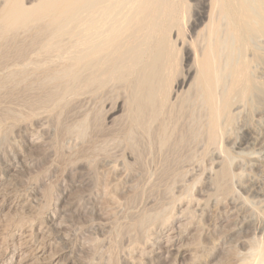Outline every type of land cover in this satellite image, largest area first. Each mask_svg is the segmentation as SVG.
<instances>
[{
	"label": "bare ground",
	"instance_id": "6f19581e",
	"mask_svg": "<svg viewBox=\"0 0 264 264\" xmlns=\"http://www.w3.org/2000/svg\"><path fill=\"white\" fill-rule=\"evenodd\" d=\"M181 1L182 0H0V70L2 71L0 72V99H2L1 97L3 98L8 97L10 98V100H7V98L5 99L10 102L15 97L14 99L15 104L17 106L18 104L19 106L21 105V107L19 108L16 105L15 106L12 105L11 103H10L11 105L6 104V103L5 104L0 103V141H2V139L4 140L5 138L3 137H5V135H8L7 132L11 130L12 128H14L17 124L24 122V124L23 123L22 124L25 125V122L29 123L32 120L39 118V115L43 113V111H45L46 109L50 107H55L54 110H56L57 108L60 110L61 106L64 105V102H66L68 98L74 97L72 101L76 100L77 98H80L79 100L75 101L81 104L80 107L83 106L81 107L82 109L80 110L78 109V111L80 112L81 110H83L84 105H85V104L82 105V103H80L82 102L80 101L81 97L89 98L91 99V101L92 99H94L93 101L95 102L96 101L102 102V100L104 99L100 101V97L107 98L110 95L108 99L112 100L113 96H116V95H118L117 97L121 96V94H119L121 92L119 93L117 92H118V89H120L119 91H121V89L123 88L122 91L124 92V95L121 96L122 98L119 97V99H116L117 97L116 98L114 97L113 99L114 100L116 99V100L112 101L113 102V103L111 102L112 104L108 103V108L106 110H107V117L110 118L109 121L114 120L113 122L119 125L122 124L123 122V121L121 122L120 120L121 118L120 113L121 112L123 113L124 109L127 110L128 112L124 111L125 113L123 114L121 113L122 115L125 114L124 117L122 116L123 117L122 119L125 120L124 121L125 124L127 123L126 125L124 124L126 128H123L125 129L123 131L120 130L123 135L122 138H120V140H117L119 139L118 137L121 135V133L119 132V129H117L118 127L114 128L115 130H118V133H120L119 135L117 134L118 135L117 137L116 131H115L114 134L116 136V140H114L115 136H113L114 138H109L108 133H110V131L114 132L112 128L116 126V124L112 123L111 121L112 123L111 125L113 126L114 124V126L110 128L108 125V128H110L109 129L110 131L109 132L107 131V134H108L110 143H112V141H115V142L119 141L121 143L122 148H123V145L125 144L126 147H128L127 148L129 150L128 152L132 153V155L130 153V155L133 156L132 158L137 159L136 161L140 160V157H142L143 155L144 156L146 155V157L148 155V154H144L145 152H142L141 150L142 145L144 146L146 145V147L148 146L150 150L153 149V151L155 150L158 152L157 154L161 155L160 156L161 162H159L160 164L158 167V172H156V174H158L159 177L156 176L158 178L156 179L159 180L160 178L161 181L164 182V184L163 183L162 184L165 187L162 188L163 185L162 186L158 185V183H161V181L158 183H155L156 181L155 176H154L155 174L152 176L154 177L153 185L151 182V184H146L147 187H151V186L153 187L156 184L159 187L158 189L160 191L159 194L162 195L163 193V192L161 193L162 189L167 195H169L170 192L173 193L172 191L175 190V188L173 187L176 186V185L174 186V184H176V182L179 183L180 180L186 179V177L184 178L183 176H187L188 174H190L188 173L189 171H186L182 167L189 166L190 164L192 165L194 163V159L196 161V158L198 157L197 155H200L202 153L203 154L206 153L208 155L212 153L213 150H215L221 153L223 156H225V158L228 161L226 162V159H224L226 163L222 162L219 164L218 162L219 168H217V170L214 169L215 172H214V175H212L213 177L210 176L211 179L209 177V180L207 181L208 189L206 190L208 191L213 190L210 192L216 195V198L214 199L216 200L215 202H217L218 197L219 199L225 198V200H227L228 198L226 197L228 196L233 197V195L235 196L236 190H233L232 180L236 176L237 172L234 174L232 170H230L229 161L231 159L229 157L230 155L229 151H227V148H225L226 150L222 149L223 147H221L219 143L221 142L222 137L225 136L227 132H229V129L232 128V126H234L235 119L238 120L239 118L235 116L236 113L233 110L234 107L237 108L238 106L243 105L244 103H247L248 100L252 101V99L254 101L253 106L256 103L259 104L261 100H262L261 103L264 102L263 100L264 98V78L259 75H256L255 73V66L258 63L264 65V51L263 49L262 51L256 50L250 44L251 38L256 35L262 36L264 38V10L262 8V3L264 2V0H200L199 2L200 10H196L194 12V15H195L194 19L190 20L189 18L191 16L189 15V18H187L189 19V23L187 27H185L186 30L182 29L184 28L183 27L184 22L182 20L183 19L182 15L184 14L183 12H187L189 9L191 10V7H189L191 3L187 4L188 2L186 1L187 3L185 4V2H181ZM252 5L254 7L256 6L254 8L256 10H253L250 8ZM190 10L188 11L187 14H189ZM187 19L185 18V20L188 22ZM199 24H202L200 28L198 27ZM196 28L197 29L199 28V29L197 30ZM173 29H177V33H179L180 31L182 32L184 31L185 34L189 36L196 33L194 34L195 35L194 41H189V40L187 41V39L186 40L181 39L180 47L181 49L185 51L184 60L188 64V67L186 68L185 72L183 71L184 72L183 74L178 71L179 69H177L176 59L174 58V55H175L174 53L176 52L175 47L179 45H176L174 47V44L169 37V33ZM193 36L191 37L193 38ZM191 37H189L190 40L192 39ZM191 55H192V60H190ZM178 61H179L178 63L180 64L182 63L181 60H178ZM180 67L181 66H179V68ZM115 92L117 93L116 95L113 94ZM12 97L13 99L11 100ZM97 98H99V101L96 100ZM5 99H2V100L4 101ZM16 99H19L18 100L19 102H17ZM86 100L87 99H85L84 101ZM251 101L249 102L252 103ZM75 102H74V105H72V107H75L76 105ZM79 104L77 103V105ZM100 104L102 105L103 103H100ZM258 104H256V106ZM93 105H96V103ZM98 105L99 104L97 103V106ZM97 106H96V109H97ZM22 107H26L28 108V110H24L26 108H22ZM88 107H86L85 105L86 109L85 108L84 109L88 112L89 110L93 111V108L91 107H90L91 109L87 110ZM101 107H103V105ZM65 109L66 107L63 110L65 111ZM74 109H69L68 111L70 110L72 111ZM59 110H56L55 113H58L57 111ZM99 110L100 108H98L97 110L99 113L98 115L100 116V114H103V113L102 112L100 113ZM101 110H103L104 112V108H102ZM119 110H121V112L120 113L118 112L119 114L118 115L116 112ZM51 111L52 110H50V112ZM77 113L76 115H78ZM95 113H96V110H95ZM95 113L93 114L95 115ZM115 113L120 117L119 122L121 123L116 122L117 120H115V118L117 115L115 116ZM59 114L61 115V112H59ZM66 114H68V112ZM69 114L72 115V113H69ZM86 114L90 116L89 113H86ZM86 114L84 113V115ZM104 114H103V117H104ZM52 115H54V113ZM52 115L50 119L52 118ZM73 115H75V113H73ZM98 115L97 116L95 115L97 117L96 121L99 120V121L104 122L103 119L105 118H102V120H100ZM61 116L64 117L63 115ZM81 116L77 118L79 119L81 118ZM88 116L86 115L79 120L77 118L70 119L67 117L68 119H70V121L73 119L74 120L73 122H70L68 120V122L72 124L69 123L70 125L69 124L67 126L65 125V128H63V130L65 129V132H66L64 136L67 138L65 137L64 139H62L61 137L60 138L62 140H66L68 139V137H70L73 134L75 135V137L79 138L78 143H80L79 142L80 140L89 139V138H86L89 132H91V131L87 132L89 121H90V118H88ZM91 116H92L91 120L94 121L92 123H95V124L97 123L98 125L99 121L95 122V119H93L94 116L93 115ZM25 117L26 118L29 117V118L25 119ZM41 118L42 117H40L39 119L43 121ZM53 118H56V116L55 117L53 116ZM45 120L46 119H44V121ZM50 121L51 120H49V122ZM63 121H66V119ZM63 121H61V123L57 122V124L59 123L58 125H62L63 123L65 124L67 122V121L66 122H63ZM105 121H107V119H105ZM47 123L48 122H46L45 124ZM30 124H33V123H30ZM104 124L102 123L103 126ZM51 125L53 126V124H50V126ZM30 126L31 125H29V127ZM41 126H45V125L43 124ZM41 126L39 125L37 127L38 128L40 127L41 129ZM63 126L64 125H62V127ZM120 126L122 127V125ZM31 127L32 129L34 128L33 126ZM53 128H55V126ZM55 129H56L55 131H58L57 128ZM89 129L91 130L92 126L89 127ZM93 129H92L93 133L92 132L91 133L97 134L96 131L94 133ZM102 130H101L102 132L106 133L103 127H102ZM106 130H107V127H106ZM13 131H11V133ZM59 132L62 134L63 131H60L59 129ZM37 133L31 132L30 136L26 137V140H25L26 145L30 147L38 146L40 148L46 145L45 144L44 146H41V145L39 146L40 141L43 139H39L38 137L43 138V136H37ZM67 134H69V136ZM51 135L52 134H50V136ZM243 135H246V133ZM58 136H56V138ZM90 137L91 139H89V142L93 140L94 136L92 135ZM101 137L99 138L100 141H101ZM53 139L55 140V138ZM53 139H51V142L53 141ZM102 139L104 140L103 137ZM109 141L107 142V139H106V143H109ZM89 142L87 145L90 146L92 142L90 144ZM101 143L99 142L97 144L99 147V153L102 156L105 153V150L107 148L109 150L111 146L113 148L119 145V144L118 145L110 144L111 146L109 147V144H107L108 146L107 147L104 143H102L105 145V147L103 146L102 148L105 149L107 147L105 150L104 149L102 150L104 151L103 153L101 152V147L99 146V144L101 145ZM92 146H90L91 151H92ZM93 147L95 149L96 146H93ZM75 148H77V146ZM119 148L120 147H117L116 150H118ZM144 148L143 150H146ZM60 149H62V147H60ZM72 149L71 151H77L76 153H79L78 150H72ZM80 149L81 148H79V150ZM83 149L85 150L86 148H83ZM56 150L55 152H58ZM86 150L88 151V149ZM124 150H126V148ZM210 150L211 152H209ZM60 151L59 153L61 154ZM200 151L202 152L199 153ZM97 152H98V149H97ZM97 152L95 154L94 151H92L94 155H98L99 153L97 154ZM141 152L143 153V155ZM89 153L91 154V152ZM140 153H141V156H140ZM148 153L150 157V159L148 160L150 161L151 160L150 152ZM153 153L155 155V152ZM43 154H44V151H43ZM105 154H112V153L107 152ZM118 154H121V153H118ZM221 154L219 155L221 156ZM88 155L86 156L88 157ZM64 156H67V155H64ZM69 157H70V154H69ZM97 157L98 156H96V158ZM118 157H120V155ZM158 157L159 156H157V158ZM124 158L125 157H123L122 159L124 160ZM89 159H90V155H89ZM115 160L117 159L115 158ZM154 160L156 161L157 159L155 158ZM198 160H200V157L199 159H197V162ZM78 161L77 163L76 162L74 163L76 164L81 163ZM149 161L146 160V165L149 163ZM83 162L84 161H82L80 165H82ZM86 162H88V163H84V165L86 166L84 165L82 166L83 168L86 167L87 170H90L92 166H90L91 164L89 163V161H86ZM150 162L152 163V161ZM156 162L152 164L154 168L156 167L154 166ZM138 163H135V164L139 165ZM142 163L143 161L140 162V165H143L142 168L145 170L147 167H145L146 165L144 166L145 163L144 164ZM82 166H79V168H82ZM126 166L128 167L130 165H126ZM150 166H148L149 169H152V167L150 168ZM133 167H135V165ZM196 167L197 166H195V168ZM155 169H157V167ZM182 169L184 170V172H182L183 171ZM186 169L188 168L186 167ZM91 170L89 171L90 173H91ZM144 170H142L141 172H143L142 174L145 175L144 172H147V171H144ZM93 171L94 170H92V172ZM151 172H149L148 170V175L151 174ZM153 172H155V170ZM211 172H208V173H211ZM144 175L143 177H145ZM124 177L126 178V176ZM189 178L190 177H188V179ZM136 179L142 180L140 176L139 178H136ZM85 180H86V185H87L89 183L88 182L89 180L87 178ZM112 181L113 180H111V182ZM133 181H135L134 178H133ZM187 181L186 180L183 181L182 184L185 185L184 182H187ZM16 182H17L16 179L12 178L10 181H7V183H4V184L0 183V188L2 187L0 189V194L2 195L1 198L4 200H8L10 204L8 208L5 206L0 208L1 214L2 212H8L10 214L9 220H7L8 218L7 216H6L7 218L4 217L6 218L5 221L3 219L4 222L2 225H4V228L0 224L1 225L0 230L2 231L6 230V232L3 234L4 236L7 234H13V235L18 234L16 233L17 231L15 229H20L22 233V237L20 236L18 237V239L20 240L22 239L24 244H27L29 242L30 240L29 237L32 236L30 235L31 233L32 234L34 233V235L38 239L40 238L41 240H43L44 239L43 236L45 235V230L43 229L44 227L42 228L43 225L41 221H39L40 220L39 215L41 213L42 207L40 206L41 207L40 210L30 208V206H28L27 201L23 200L22 198H18V200L14 201L15 200L14 198L15 190L17 189ZM111 182H108L110 184H107V188L110 190L109 193H110V199L112 202L114 199H117V198H114L113 193L111 192L117 191V188L120 185H117L114 183L112 184ZM130 183H129V186H130ZM133 183L135 182H132L131 184ZM148 183H150V181H148ZM137 185H138V182H137ZM137 185L134 184L132 185L133 187L131 186L130 187L132 188L133 192L135 193L137 192L136 196L134 197L135 198L134 201L136 202V204H139L141 201L140 197H143V196H141L142 194L138 195L139 196L138 198L137 194H138V191L144 188L143 186L145 184L142 186V188L138 187ZM123 186L124 185H122L121 187ZM187 186H188V183H187ZM152 187L149 189L152 190ZM156 187L154 188L155 193L156 191H158V190H155L157 189ZM248 187L249 188L252 187L253 189L252 185L251 186L248 185ZM180 188H178V191L180 190ZM241 188L243 187L241 186ZM186 189L187 188H185V190ZM252 189L250 188L251 191ZM122 190L120 189L119 191L122 192ZM132 190H130L129 192H131ZM185 190L183 193H187L188 195H190L188 190L187 192ZM148 191H146L148 194L145 192L147 196L152 193L151 191H149L151 193H149ZM46 192L48 193V191ZM121 192L120 194L123 195L124 192L122 193ZM143 192L141 191L140 193H143ZM165 193H163V195H165ZM171 193L170 195L173 197L175 193L173 194ZM152 194L154 195V193ZM159 194L157 196L160 199L156 197L158 198L157 201L155 202L152 201L151 206L149 204L150 201L148 199L149 197L151 198V196L147 197L145 195L144 198L147 197L146 199L148 200V204L150 207L148 209H146L147 207L145 209L142 208V207H145L144 205L145 201L143 202L144 199H142V202L144 203L141 205L142 209L138 208L139 209L138 211L135 210L136 212L134 211L130 212L131 216L127 214L128 220H126L125 222L118 221V219L120 218L119 216L121 215L122 217V214L125 211L124 210L122 214L120 212L122 211V208H123L121 205L124 206V202H125V200L123 202V199H124L123 196H122L123 203L121 201L120 202L122 204L119 202L120 203L119 207L121 208L119 207L118 208L120 210L117 209V207L116 209L113 208L119 205V203H117L120 200L119 198H118L119 200H115L116 202L114 201V203L115 204L117 203L118 205L116 204L114 206L112 202L113 207L111 208L114 209V212L112 211L113 209H111L110 211H107L109 213L112 211L111 212L112 214L104 213L105 210H103V207H101V209L98 210L99 214L105 215L104 216L105 221L108 218L111 219V220L108 219V221L110 220L109 225L110 226L111 224L115 225V229H116L115 231H117L118 229V233L121 232L122 234L121 239L123 237L128 239V243L127 241L125 242V240L122 239L123 242L128 244V245L126 244L127 248L124 246L125 243L123 245V247H125L127 250L126 256L123 257V255H121L123 258H125L126 264H141L142 261L139 258V257H142L141 255H146L145 256L146 261L144 264H154L155 262H158V261H162V260L165 261L167 260L168 257L172 255L174 256L175 254H181L185 251L182 245L179 243V240H180L179 238L182 237L184 234H186V231L188 229H186L185 231H179V229H176L179 227H174V225H169L170 223L169 219H171L174 216V214L173 215L170 214V212H173L170 210L172 201L168 202L167 200H164L166 201L165 203L162 200L166 198L169 200L172 197L169 198L167 195H165L166 197L163 196V199H161L162 197H160L161 195L159 196ZM126 195L124 197H127ZM188 195L181 194V193H180V197L179 195H177L178 198L176 199L178 200V203H182V204H184L183 203L184 197L185 196L189 197L188 198L189 201L185 197L188 202L185 201L186 207L183 209V211L179 209L180 213L184 211H189L193 207L195 208L198 207L201 204V202L207 199L205 198L203 199V201H201L202 199L196 200L194 197H191ZM136 197L139 199L138 201L139 203L136 201L138 200ZM174 197H176V195ZM261 197H263V195ZM132 198L130 200L133 201L134 198L133 199ZM153 198L152 200H154ZM125 199L127 200L128 197ZM176 199L175 198L173 199L174 202ZM134 201L132 203L128 202L130 207L133 205ZM234 202H236V199L235 201L233 200V204L232 203L231 204L234 205L235 204ZM13 203L15 204L13 205ZM172 206H175V204H173ZM201 207H198V209L203 208ZM63 208H65V206ZM135 208L136 206L134 207V209ZM231 208L228 210H232ZM25 210L26 212L27 210L29 212V213L25 212L26 217L22 215ZM234 211L235 210L233 208V212ZM11 212H13V214ZM180 213H177V214H180ZM189 213L191 212L189 211ZM28 214H30V216ZM245 214H247L246 211H245ZM5 215L6 214L4 213L3 216ZM106 215L108 217L107 219H106ZM11 216L13 220L15 219V222L13 220L10 221V219H12ZM231 216L232 215H230V217ZM245 219L243 220L242 218L239 219L240 220L239 223L240 224L242 223L241 226H245L248 224V227H249L250 222L246 223L248 221H246ZM237 220L235 221L233 218L234 223L237 222ZM8 221L13 223V226L15 228H10L9 227L10 223ZM230 222H227V224H230ZM234 223H233V227L231 226L232 228L230 227V230L228 229L229 231L236 232L238 225L234 226ZM225 224L226 223L223 224V227H226ZM105 225L103 227H105ZM114 225H113V228H114ZM7 226L9 228H6ZM110 228L112 229V227ZM239 228L240 227H238V229ZM253 229L255 230V227ZM252 230H250V232ZM227 232L225 231L226 234ZM239 232L240 231H238V233ZM21 233H19L18 235H21ZM112 233L110 232V234ZM163 233L166 234V236ZM246 233L247 232H245V234ZM117 234H114V235H116L117 237ZM229 235H231V233ZM241 235L243 236V234ZM113 236L108 235L107 238L109 237V239H112ZM164 236L166 238L165 241H163ZM238 237L240 236H237V238ZM45 238H46V235H45ZM115 238L113 237L112 240H114ZM119 238H120V234H119ZM104 239L102 240L104 241ZM197 239L199 240V238ZM242 239H244V237H242ZM112 240H110V242ZM205 240L203 241L205 242ZM244 240L242 241L241 244L245 242ZM103 241L101 242L102 244L101 246H103L104 244ZM118 241L119 240H117V244H118ZM140 241L143 242V243L141 242L143 244V247L141 246L142 247L141 250H140L141 243L139 245ZM207 241L205 242L206 244H208ZM110 242L108 240V243ZM114 242L115 241H113V243ZM121 242L119 241V243ZM99 243L100 242H98V244ZM108 243H107L106 248L108 247V251L110 250L111 252V250H113V248L115 247V244L110 243L114 245V247L110 249L111 247L109 248L110 245ZM202 243L200 244L199 241L196 242V253L197 254L201 253L205 249V245ZM105 244H106V241H105ZM122 244L120 245L122 246ZM263 244L264 243L262 242V239L260 240V238H259V241L256 239V240L250 241V243L249 242H247L246 244L244 243L245 248L243 246L241 247L246 249L249 253L248 254L247 252L244 253L243 258L242 257L239 258L237 256L236 251L233 250L234 248L232 250L228 249L230 251H228L227 255L225 256L228 262H225V261L224 262L225 264H264V252H263L264 245ZM88 247H91V246H88ZM88 249H91V248H88ZM139 250L141 252L140 253L141 255L139 254V257H138L137 254H135V252ZM47 251H48L47 246L43 244V242H40V245L35 247L30 253L24 252L25 254L22 253V255H19V254L15 255L11 258L10 262L14 264H27L28 259L32 257L36 259L33 264H61L62 260L64 259L63 257H66L65 262H63L62 264H70L71 261L69 260V257L65 253H63L64 251L56 250L55 252L49 255H46ZM118 251L115 253H118ZM242 251H238V252H242ZM98 252L99 253L102 252L101 256L104 253L103 251H101V249ZM243 252L240 254L243 255ZM107 253L105 250L104 254H107ZM104 254H103L104 256L103 258L108 259L109 254L107 255H104ZM119 255H120V252H119ZM101 256H99V258ZM110 256H112L111 253H110ZM107 259L105 262H103V264L106 263L107 261L108 262L106 264H110V262H112L114 258L111 261ZM99 261L101 260L99 259ZM4 263L5 261L2 262V264Z\"/></svg>",
	"mask_w": 264,
	"mask_h": 264
},
{
	"label": "rangeland",
	"instance_id": "374dc122",
	"mask_svg": "<svg viewBox=\"0 0 264 264\" xmlns=\"http://www.w3.org/2000/svg\"><path fill=\"white\" fill-rule=\"evenodd\" d=\"M181 2H185V4L186 3L187 4H189V3L192 4V5L190 4V6H189V7H191V10L189 9L190 12L193 11V12H191L192 14L190 12H189V14H187L188 11H189L188 10L187 12H183L184 14L182 15V18H183L182 20L184 22V24L183 23L182 24L184 25L183 26L184 28H182V27L181 28L183 30H186L185 27H187V25L189 23V19L190 20L191 19H194L195 18L194 12L196 10H200L199 9V7H200V3H199L200 0L199 1L198 0H182ZM263 6H264V2L262 3V8L264 10V7ZM255 7L252 5L250 8L253 9V10H256V9H254ZM189 15L191 16L190 18H189ZM185 18L186 19L189 18V19H187L188 22L185 20ZM201 25L202 24H199L198 27L200 28ZM171 32L169 33V37H170L171 41L173 42L174 47L176 45H179V46H176L175 47L176 48V50H175L176 52L174 51L175 52L174 53L175 54L174 55V58L176 59L177 69H179L178 71L183 74L185 72L186 68L188 67V64L184 60V58H185L184 57L185 56L184 55L185 54V51L183 49H181V47H180L181 46V39H185V40L187 39V41L188 40L189 41H194V39H195V35L194 34H196V33H194V34L191 35V36L194 35L193 38H192L191 36L185 34L184 31H183L184 33L182 31H180L179 33H177V29H173ZM180 33H182V34H180ZM171 36H172L173 39L171 38ZM189 37H191L193 40L192 39L190 40ZM250 44H251V46L254 49L261 50V51L263 49V51H264V38L262 36L256 35V36L252 37L251 40H250ZM180 49H181V51H180ZM179 52H180V54H179ZM177 55L178 56L181 55L183 57L179 56V58H180L179 59ZM178 60H181L182 63L181 64L178 63L179 62ZM190 60H192V55H191ZM185 64H187V65H185ZM179 66H181L183 68H181V67L179 68ZM0 72H2V71L0 70ZM255 73H256V75H259V76H261V77L264 78V65L258 63L255 66ZM119 90L120 89H118V92L117 93L121 92L119 94H121V96H123L124 95V92L122 91L123 88L121 89V91H119ZM117 93L115 92L113 94L116 95ZM109 96L107 98H101L100 97V101L102 99H104V100H102V102H97V101L95 102V101H93L94 99H92V101H91V99L85 98V97H81V100H80V101H82V102H80V103H82V105L85 104L86 107L89 106L87 110L93 108V111L94 112L91 110L93 113H95V110H96V113H95L96 116L99 114L98 111H97L98 108H100V110H99L100 113L102 112L104 114V112H105L104 117H103V114H100L101 117L98 115V117L100 118V120H102V118L107 119V121H105V119H103V121L105 122V124L102 121H99V120L96 121L97 117L90 110H89V112L86 111L85 110L86 109L85 108V105H84V108L85 109L83 108V110L80 111L81 113L84 111L81 114L78 111V109L79 110L82 109L81 107H83V106L80 107L81 104H79V102H75L76 100H79L80 98H77V99L75 98L76 100L72 101V99H74V97H73V98H68L66 100V102H64V105L61 106L60 110L58 108L56 109V110H59V111H57L58 113H55L56 112V110H54L55 107H50V108H48V109L45 110L46 112L43 111V113H41L39 115V118L42 117L41 119L43 121H41L39 118H36V119H34L35 121L32 120L29 123H26L25 122V125L26 126L23 125L24 122H21V123H19V124H17L15 126L16 129L14 127V128H12L11 130H9L7 132L8 135H5V137H3V138H5L4 140L1 138L2 141H0V183L1 184H4V183H7V181H10L12 178H15L16 181H17L16 182V188L17 189L15 190V195H14L15 200L14 201L18 200V198H22L23 200L27 201L28 206H30V208L39 209V210H40L41 207L43 208V209L41 208V213L39 215V217H40V220L39 221H41V223L43 225L42 228L44 227L43 229L45 230L46 238H45V235H44L43 236L44 237L43 240H41L39 238L41 240L40 241L34 235V233L33 234L31 233L32 232L31 231L30 232L31 233L30 235H32V236L29 237V239H30L29 242L27 244H24L23 241H22V239L21 240L18 239V237H20V236L22 237V233H21L20 229H15V230L17 231L16 233H18V234L21 233V235H18V234H14V235L13 234H7V235H4V236H3V234L6 232V230H4V231L0 230V264H2L3 261H5L4 264H10L11 263L10 262L11 261V258L13 256L18 255V254L19 255H22V253H24V252L30 253L35 247H37V246L40 245V242H43V244H45L47 246V250L48 251H47L46 255H49V254L55 252L56 250L64 251L63 253H65L69 257V260L71 261L70 264H97V263L98 264H103V262H105L106 259H107V258L106 259L103 258L104 257L103 254L105 253V250H106V253L108 251V247L106 248L107 243H108V240L110 242V240H112L113 237L114 238L116 237V235H114V234H117L118 233V229H117V231H115L116 230L115 229V225L114 224H111V226L109 225V222H110L111 219L108 218L107 215H106V219L108 218L110 220L108 221V219H107L105 221L104 220L105 219V217H104L105 215L99 214L98 213L99 212L98 210L101 209V207H103V210L106 211V212L104 211V213H107L108 214L109 212H107V211H110L113 208L116 209V207H117V209H119V208H121V207H119L120 206V203L122 202V199L124 198L123 199V202L125 200L124 206L121 205L123 208H122V211H120L121 214H122V212L125 210L124 213L122 214V217L123 216L124 217L122 218L121 215H120L119 216L120 218L118 219V221L125 222L126 220H128L127 218H128V215L131 214L130 212H133V211L136 212L139 209H142V208L145 209L146 207H147L146 209H148L151 206L152 201L155 202L159 198L157 196L160 193V191L158 190L159 189L158 185H161L162 186L164 184V182L161 181L160 178H159V180H157L158 179L157 177H159V175L156 174V172H158V167H159V164H160L159 162H161V158H160L161 155L160 154H157L158 152L155 151V150L153 151V149L150 150L148 148V146L146 147V145L145 146L142 145L141 146L142 152H145L144 154H148V155L146 157V155L144 156L143 153L141 152L143 156L140 157V160L136 161L137 159H133L132 158L133 157V156H131L132 153L131 152H128L129 151L127 149L128 147H126L125 144L123 145V148H122L121 147V143L119 141H116V142L115 141H112V143H110L109 138H114L113 136H115V134H114L115 131H116V135L117 134L119 135L121 133V131L125 130L123 128H126L125 125L127 123L126 124L124 123L125 120L122 119V118L124 117L125 114L124 115H122V114L125 113L124 111H126V112H128V111L125 110V109H124L123 113L121 112V110L117 111L116 112L117 114H118V112L119 113L120 112L122 113V114L120 113V115H121L120 117L121 118L118 116L119 114L117 115L115 113V116L116 115L118 116V117L116 116V118H115V120H117L116 122L121 123L123 121L122 124H120V125H122V127L119 124L113 122L114 120H110L109 121L110 118L107 117V110H106L108 108V103L109 104H112L113 103L112 101H115L116 99H119V97L122 98L121 96L117 97L118 95L113 96V97L111 95V97H112V100H111V99H108ZM114 97L115 98L117 97V98L114 100L113 99ZM1 98L2 99L7 98V100H10V98H8V97H4V98L1 97ZM2 99H0L1 100L0 103H4V104L5 103L6 104H10L11 103L14 106L16 105L15 104V100H14L15 97H14V99H13V97L11 98V100L12 99L14 100V101L12 100L13 103H12V101L9 102L6 99L3 101ZM85 99H87V100L84 101ZM16 100H17V102H19L18 101L19 99H16ZM96 100L99 101V98H97ZM263 100H264V98H263ZM249 101H251V100H248L247 103H244L243 105H240L237 108H235V107L233 108V110L236 113L235 116H237L239 118H238V120L235 119L234 126H232V128L229 129V132H227L228 135L226 134L227 136L226 135L223 136L222 139H221V142L219 143L221 145V147H223L222 149L226 150L225 148H227V151H229V154L231 155V156L229 155V157L231 159L229 161V165H230L229 168H230V170H232V172L234 174L237 172L236 173V176L232 180L233 190H236L237 191V192L235 191V196L234 195H233V197L232 196H230V197L228 196V197H226V198H228L227 200H225V198L219 199V197H218L217 198V202H215L216 200H214V199L216 198V195L214 193L210 192V191H213V190H210V188H209L210 191L206 190V189H208L207 188V181L209 180V177L210 176L213 177L212 175H214L215 170H217V168H219L218 167L219 164L222 163V162H225L224 159H226L225 156H223L218 151L213 150L212 153H210L208 155L205 153L208 157L205 154H203V153L200 154V155H197L198 157L197 158L195 157L196 158V161L194 159V163L192 165L190 164L189 166H186L188 169H186L185 166H184L185 168L182 167L186 171H189L188 173H190L187 176H183L184 178L186 177V179L180 180L181 183L179 182L181 184V186H182L183 185L182 184L183 181H185V180L187 181L188 180L187 182H184L185 183V185H183L184 187L183 186L181 187L180 184L177 183V182H176V184H174V186L176 185L177 187L176 186L173 187L171 185L173 188H175V190H173V188H172V190H173L172 192L175 193L173 195V197L170 195L171 192L169 193V195H167L163 191V189L161 190V193L163 192L169 198L172 197L173 199L174 198L176 199V198H178L177 195H179V197H180V193L181 194L188 195L187 193H183L184 190H185V188H187L185 191L187 192V190H188V192L190 194L188 196L194 197L196 200H199V199L201 200L202 199L201 201H203V199H205V198H207V199H205L200 204L201 206L203 205L202 206L203 208L200 205L198 206V207H201L202 209H200V208L198 209V207H196V208L193 207L194 208L193 209L190 206L192 208V209H190V207H189V209H190L189 211L191 213H189V211H184V212L180 213V210L179 209H181L183 211V209L186 207L185 206L186 205L185 204L186 203L185 201H187V200L189 201V199H188L189 197L185 196L187 198V200L184 197V200H183L184 201L183 202L184 204H182V203H178V200L177 199L175 200V202L177 201L176 203L174 202V200L172 198H170L171 200L170 199L168 200L167 198L166 199H163V196L164 197H166V196L163 195V193H162V195L159 194V196L161 195L160 197H162L161 199H163L162 200L163 202L166 203V201H164V200H167L168 202L169 201H172L171 202L172 204L170 203L171 204L170 210L173 211V212H170V210H169V212H170L171 215L174 214V216L171 219H169V221H170L169 225H174V227H179V228H176V229H179V231H185L186 229H188V230L186 231V234H184L182 237L179 238L180 239L179 240V243L182 245V247L184 248L185 251L183 253H181V254H175L174 256L172 255V256L168 257L167 260H165V261L164 260L158 261V262H155L154 264H223V263L225 264V262H228L227 259H226V257H225L227 255L228 251H230L228 249H231L232 250L234 248L233 250L236 251L237 256L239 258H241V257L243 258L244 257V253H246V252H247V254L249 253L246 249H244L245 248L244 243L245 244L247 242L250 243V241H253V240H256V239L259 241V238H260V240L262 239V242L264 243V241H263L264 240V238H263L264 237V187H263L264 186V171H263L264 170V167H262V166H264V102L261 103V101H262L261 100L259 102V104L256 103V104H258L257 106H256V104H254V106H253V103H254L253 99L251 101L252 103H250ZM74 102L76 103V105H77V103L79 104V105H77L78 108H77L76 105H75V107H72V105H74ZM95 103H96V105H93ZM97 103L99 105H101L100 103H103L102 104L103 107H101L102 105L101 106H99V105L97 106ZM249 103L252 104V105H250ZM66 104H67V106H66ZM96 106H97V109H96ZM251 106H253V107H251ZM17 107L20 108L21 105L19 106V104H18ZM65 107H66V109L64 111L63 109ZM22 108H26V107H22ZM102 108H104V112H103V110H101ZM69 109H74V110L68 111ZM24 110H28V108H26ZM50 110H52V111L50 112ZM66 110H67L68 114H66L67 113ZM77 111H78V113H77ZM52 112L54 113V115H52L53 114ZM59 112H61V115H63L64 117H62L59 114ZM90 112H91V114H90ZM69 113H72V115L69 114ZM73 113H75V115H73ZM76 113L78 115H76ZM84 113L85 114L86 113H89V115H90V116H88V114H86L88 116V118H90V121H89V125L90 126L88 125V131L87 132H89V131L92 132V129L95 128V129H93V131H94V133H95V131L97 133V134H92L93 132L92 133L89 132V134L90 133L91 134L90 135L88 134L86 136V138L91 139L90 136L93 135L96 141L94 140L93 137H92L93 140H91L90 142H89V139H87L88 141L86 139L80 140L79 142L82 143L83 144L82 145V144L78 143V139L79 138L78 137H75V135H73V134L72 135L70 134L72 137L70 136V137H68V139L62 140V139H64V137H65L64 135L66 134L65 129L63 130V128H65V125L67 126L70 122H73L74 119L70 121V119H72V118H75L76 119L77 117H79L81 115H82L81 118H83L84 116H86V115H84ZM50 114L52 115V118L51 119H50V117H51ZM79 114H81V115H79ZM91 115H93L94 117H96V118L93 117V119H95V122H98L99 121L98 125H100V126H98L97 123L96 124L95 123H92L94 121L91 120L92 119V116ZM43 116H44V118H43ZM53 116L54 117L56 116V118H53ZM47 117H48V119H47ZM67 117L70 118V119H68ZM27 118H29V117H27ZM27 118L25 117V119H27ZM58 118L61 121H63V120L66 119L67 122L66 121H63V122H66L65 124L64 123L62 124V125H64L63 127H62V125H58L59 123H61V121ZM81 118H79V119H81ZM119 118H120L121 122H119L120 121ZM44 119H46V120L44 121ZM53 119H54V121H53ZM49 120H51L52 122L51 121L49 122ZM68 120L70 122H68ZM236 120H237V122H236ZM111 121H112V123L116 124L115 127H113L114 124H113V126L111 125L112 124ZM35 122H37V123H35ZM44 122L45 123L48 122V123L45 124ZM55 122H56V124H55ZM57 122H59V123L57 124ZM101 122L104 124V126L102 125ZM30 123H33V124H30ZM43 124L45 126H41ZM50 124H53V126L51 125L52 126L51 127ZM70 124H72V123H70ZM29 125L33 126L34 128L32 129V127L31 126L29 127ZM39 125L41 126V129H40V127L39 128L37 127ZM93 125H94V127H93ZM101 125H102L103 129H105L104 131H106V133L105 132H102L103 130H102ZM105 125L107 127V130H106ZM108 125H109L110 128L113 127L112 129L114 130V132L109 130L110 128H108ZM46 126H48V127H46ZM54 126H55V128L58 129V131H55L56 129L53 128ZM91 126H92V129L90 130L89 127H91ZM119 126L121 127V129H120ZM25 127H27V128H25ZM116 127H118L117 129H119V132L120 133H118V130H115L114 129ZM28 128H30V129H28ZM37 129H38V131H37ZM59 129H60V131H63L62 134L59 132ZM11 131H13V132L11 133ZM30 131L31 132H34V133H37L38 132L39 134L37 133V136H43V138L42 137H38V138L44 140V141L43 140L40 141L39 146L40 145L41 146H44L45 144L47 145V146L46 145L44 146L46 148L42 147L44 150L42 148L38 147V146L37 147H30V146L26 145L25 140H26V137L30 136V133H31ZM107 131L108 132L110 131V133L113 132V133H111L112 135L110 133H108L109 134V138H108ZM245 133H246V135H243ZM44 134H45V136H44ZM50 134H52V135L50 136ZM67 135L69 136V134H67ZM103 135H105V136H103ZM118 135H117V137H118ZM37 136H35V137H37ZM56 136H58L59 138L58 137L56 138ZM101 136L104 138L105 141L102 139ZM122 136L123 135L121 133V135L118 137L119 139H117V140H120V138H122ZM100 137H101L102 143H104L106 146H107V144H109V147L111 145H118V144L120 146L118 145V146H115L113 148L111 146L110 147L111 149L109 148V150H108V148H107L108 146H107L106 147L107 149L105 148L106 149L105 150L104 148H102L103 146L105 147V145L101 143V141L99 139ZM53 138H55V140L58 143ZM65 138H67V137H65ZM51 139H53L52 142H51ZM106 139H107V142L109 141V143H106ZM114 140H116V136H115ZM82 141L85 142L86 145ZM47 142H49V143H47ZM59 142H61L62 144L59 143ZM88 142H89V144L91 142H92V144L95 142L93 144V146H96L95 147L96 150L94 149V147L92 146V144L90 145V146H92V151H94L95 154L97 152V149H98L97 154L99 153V147H98V144H97L99 142L101 143V145L99 144V146L101 147V152L104 153V151H102L104 149L105 150V153H107V152L109 153L110 152L112 154H105L104 153L103 156H102L99 153L100 155L99 154L98 155H94V153H92V151L90 150L91 147L89 145H87ZM51 143L53 144V146H52ZM59 144L62 145V146H60ZM95 144H97V145H95ZM122 144H123V142H122ZM76 146H77V148H75ZM60 147H62V149H60ZM78 147L81 148L80 149L81 151L79 150ZM117 147H120V148L118 150H116ZM144 147H146V148H144ZM83 148L88 149V151L86 149H85L86 150L85 151ZM125 148H126V150H124ZM143 148L146 149V150H143ZM71 149L72 150H78L79 153H76L77 151H71ZM147 149L150 150V151H148ZM55 150L58 151V152H55ZM43 151H44V154H43ZM53 151H54V153H53ZM59 151L61 152V154L59 153ZM151 151L155 152V155ZM39 152H41L43 155L41 153H39ZM70 152H72V153H70ZM89 152H91L92 155ZM148 152H150V156H151V160L150 161H152V163L148 160V159H150ZM201 152L202 151H200L199 153H201ZM209 152H211V150ZM235 152H237V153H235ZM88 153L90 155V159H89ZM118 153H121V154H118ZM130 153H131V155H130ZM141 153H140V156H141ZM207 153H208V151H207ZM69 154H70V157H69ZM219 154H221V156ZM64 155H67V156H64ZM86 155H88V157ZM119 155H120V157H118ZM156 155L159 156V157L157 158ZM92 156L94 157V159H93ZM96 156H98V157L96 158ZM110 156H111L112 159L110 158ZM202 156H204L205 158L202 157ZM103 157H105V158H103ZM123 157H125L124 160H125L126 163L122 159ZM199 157H200V160L201 161L198 160V162H197V159H199ZM115 158L117 160H115ZM155 158L157 159L156 160L157 162L154 160ZM78 159H79V161H78ZM74 160H76V161H74ZM81 160L84 161L82 165H84V163H88L86 161H89V163L91 164L90 166H92L91 169L94 170V171L92 172V170L90 169L91 170V173H90L89 172L90 170H87L86 167L83 168V166L80 165L82 163ZM146 160L149 161V163L147 165H146ZM77 161L78 162H81V163L76 164ZM142 161H143L142 164L145 163L144 166L146 165L145 167H147L145 170L142 168L143 165H140V162H142ZM154 161L156 162V164L154 166H156L157 169H155L156 167L154 168L153 165H152V164L155 163ZM227 161L228 160L226 159V162ZM261 161H263V162H261ZM74 162H76V163H74ZM218 162H219V164H218ZM71 163H72L73 166L71 165ZM123 163H124V165H123ZM128 163H130V164H128ZM135 163H138L141 167L139 165L135 164ZM126 165H130L131 167L130 166L127 167ZM134 165H135V167H133ZM79 166H82V168L84 170L82 168H79ZM84 166H86V165H84ZM148 166H150V168L152 167V169H149ZM195 166H197V167L195 168ZM133 168H134V170H133ZM138 168H140V169L142 168V169L140 170ZM194 168H195V170H194ZM142 170L147 171V172H144L145 175L142 174L143 173V172H141ZM148 170H149V172L152 171L151 174H149V175H148ZM154 170H155V172H153ZM210 170L213 171V172H211ZM127 171H128V173H127ZM131 171H132V173H131ZM137 171H138V173H137ZM186 171H185V173H186ZM182 172H184V170ZM208 172H211V173H208ZM139 173H141L142 175L139 174ZM143 175L146 178L143 177ZM147 175L149 176V178H148ZM153 175L155 176V179L157 178L156 179L157 182L155 181V183H158L160 181H161V183H158V185L155 184V186H153V187L151 185H149V186L152 187V190H151V189H149L151 187H147L146 184H151V182H152V185H153V181H154V179H153L154 177H152ZM124 176H126V178ZM139 176H140V178H142V180L136 179V178H139ZM188 177H190V178L188 179ZM191 177H192V179H191ZM211 177H210V179H211ZM84 178L85 179L87 178L89 180L88 181L89 183L87 185H86V180ZM133 178H134L135 181H133ZM195 179H196V181H195ZM96 180H98V181H96ZM111 180H113L114 182L113 181L111 182ZM131 180H132V182H135V183L131 184L132 183ZM136 181L138 182V185H137V182ZM148 181H150V183H148ZM177 181H179V180H177ZM108 182H111L112 184L114 183V184L120 185L119 186L120 188L118 187L117 188V191H115L116 193L115 192H111V193H113V197L114 198H117V199H114L113 198L114 200L112 199L113 200L112 202H113L114 206L121 201L119 203V205L117 204L118 206L113 207V204H112L111 199H110V193H109L110 190L107 188V184H110ZM118 182H119V184H118ZM122 183H124V184H122ZM129 183H130V186L131 187H133L132 185L136 184L138 187H141V188L145 184L143 186L145 189L143 188L140 191L137 190L138 191L137 197L139 198L138 195H141V194H142L141 196H143V197H140V200H141L140 203L138 202L139 199L136 197L138 199L136 201L139 204H136V202L134 201L135 200L134 197L136 196V193L137 192L136 193L133 192L132 188L129 186ZM139 183H140V185L141 184L142 185L140 186ZM187 183H188V186H187ZM122 185H124V186L121 187ZM248 185H250V186L252 185L253 186V189H252V187H250L252 189V191L250 190V188L248 187ZM241 186L243 188H241ZM244 186H245L246 189L244 188ZM155 187L157 188L155 190H158V191H156V193L154 191V188ZM164 187L165 186L163 185L162 188H164ZM146 188L149 191H151L152 193H154V195L151 192H149ZM178 188H180L179 191H178ZM120 189L121 190L123 189L122 190V192H124L123 195L120 194V192H121V191H119ZM129 189L132 190V191L129 192L130 191ZM137 189H139V188H137ZM143 190H144V192H143ZM255 190L258 191V192H256ZM46 191H48V193ZM141 191L143 193H140ZM146 191H148L149 193L152 194V195L151 194L148 195V196H151V198L150 197L148 198L149 201H150L149 202L150 206L148 204V200L146 199L148 197L145 194ZM207 191H208V193H207ZM131 193L132 194L134 193L133 194L134 196ZM173 193H171V194H173ZM236 193H238V194H236ZM124 194L125 195L127 194L126 196L128 197V199L130 197L131 198L132 197L134 198V199L132 198L133 201H134V203H133V205L131 204L132 205L131 207L129 206V203H132L133 201L130 200L131 198L129 199L130 201L128 199L126 200L125 198H127V197H124L125 196ZM129 194H130V196H129ZM248 194H249V196H248ZM260 194H261V196L263 195V197H261ZM145 195L147 196L146 198H144ZM175 195H176V197H174ZM201 195H202V197H201ZM1 196L2 195L0 194V208H2L4 206L8 208L9 205H10L9 204V201L2 199ZM122 196H123V198H122ZM153 196H154V198H153ZM156 197H158V198H156ZM152 198L154 200H152ZM231 198H233V199H231ZM234 198L236 199V202H234L236 205L235 204L232 205L233 204V200L235 201ZM142 199H144L143 202L145 201L144 202L145 204L142 202ZM229 199H230V201H229ZM261 199H262V201H261ZM115 200H119V201L115 204L114 203ZM44 201H45V203H44ZM214 202L217 203V204H215ZM15 203H13V205ZM240 203H241V205H240ZM46 204H47V206H46ZM134 204H136V205H134ZM142 204H144L145 207H142L141 206ZM147 204H148V206H147ZM173 204H175V206H172ZM229 204H231V205H229ZM227 205H228V207H227ZM64 206H65V208H63ZM135 206H136L137 209L136 208L134 209ZM111 207H113V208H111ZM128 207H130V208H128ZM231 207L234 208V210H235L234 212H233V208H231ZM230 208L232 210H228ZM126 209H127V211H126ZM187 210H188V208H187ZM112 211L114 212V209ZM245 211H246L247 214H245ZM25 212H26V210L24 211V213L22 212L23 213L22 215L25 216V214L28 212V210H27L26 213ZM4 213L6 214L5 216H3ZM11 213L13 214V212H11ZM177 213H180V214H177ZM2 214L0 213V224L1 225L3 224V222L5 221V219L7 217H8L7 220H9V217H10V214L8 212H2ZM189 214H191V215H189ZM240 214H241V216H240ZM28 215L30 216V214H28ZM230 215H232V216L230 217ZM100 216H101V218H100ZM130 216H129V218H130ZM4 217H6V218H4ZM174 217H176V218H174ZM229 217H230V219H229ZM232 217L234 218L235 221L238 218L237 222L234 223ZM11 218H12V216H11ZM241 218H242V220L246 218L245 220L248 221L246 223H249L250 222L249 223V227H248V224L245 225V226H241L242 223L241 224L239 223V221H240L239 219H241ZM3 219H4V221H3ZM11 220H13V218L10 219V221ZM10 221H8L10 223V226L9 227L10 228H15L13 226V223H11ZM13 221L15 222V219ZM189 222H191V223H189ZM223 222L226 223L225 224L226 227H223V224H224ZM227 222H230V224H232V225L227 224ZM101 223H103L104 225L106 223L105 227H103L104 225L101 224ZM233 223H234V226L235 225H238L237 226V230L240 231L239 233H238L237 230H236V232L235 231L234 232L229 231L230 230V227L231 226L233 227ZM188 224H190V225H188ZM1 225H0V228H1ZM113 225H114V228H113ZM169 225H168V227H169ZM2 226L4 228V225H2ZM185 226H186V228H185ZM257 226H258V228H257ZM9 227L7 226L6 228H9ZM110 227H112V229ZM238 227H240V228L238 229ZM254 227H255V230L253 229ZM108 228H110L113 231L114 234ZM107 230H109V231H107ZM224 230L226 232L228 231L227 234L225 233ZM250 230H252V231L250 232ZM253 231H254V233H253ZM110 232L112 234H110ZM197 232H198V234H197ZM229 232L231 233V235H229L230 234ZM245 232H247V233L245 234ZM199 233H201V234H199ZM119 234H120V238H119ZM166 234H167V232H166ZM166 234H164V235L166 236ZM241 234H243V236ZM108 235H112V236L114 235V236L112 237V239H109V237H111V236H109L107 238ZM121 235H122L121 232L118 233L117 234V237L110 242V243H113V241H115L113 243V244H115V247H114L113 244L108 243L110 245V246L108 245L109 248L111 247L110 249H112L114 247L113 248L114 251L111 250V252H110V250H109L108 253H107V254H109L108 255L109 257L107 256L108 257L107 260H110L111 261L114 258L112 260V262H110V264H126L125 258H123V257H125L126 254H127V250H126L127 246H126V244L128 243V239H126V238L123 237L122 239L125 240V242L127 241V243L123 242V240L121 239ZM165 236L163 238V241L166 240ZM237 236H240V237H238L239 239L237 238ZM242 237H244L245 240L242 239ZM197 238H199V240ZM201 238H203V239H201ZM205 238H206V240H205ZM254 238H256V239H254ZM102 239H104V241ZM98 240H100V241H98ZM117 240H119L120 242L122 240L121 243H119V241H118V244H119L120 248L122 247L121 248L122 250L119 248V246L117 244ZM203 240H205V242L208 240L207 241L208 244H206ZM234 240H236L237 242L234 241ZM243 240L245 242H243V244H241ZM102 241L104 243L103 246H101L102 245L101 244ZM105 241H106V244H105ZM197 241H199L200 244L203 241L202 244L205 245V249L203 250L204 252L203 251L201 252L202 254L201 253H198V254L196 253V242ZM98 242H100V243L98 244ZM141 242L142 241L139 242V245H140ZM91 243H92V245H91ZM124 243H125V245H124ZM142 243L140 245V250L143 247V244ZM120 244H122V246ZM123 245L126 248L123 247ZM88 246H91V247H88ZM104 246H105V248H104ZM241 246H243L244 248H242ZM88 248H91V249H88ZM97 248H98V250H97ZM100 249H101V251L104 252L102 254V256H101V253L102 252H100V253L98 252ZM118 250H120V251H118ZM140 250L137 251V252H135V254H137L138 257H139V254L141 253ZM242 250L245 251V252H243ZM117 251H118V253H115ZM238 251H242L243 252V255L240 254L242 252H238ZM97 252L100 255H98ZM109 252L112 254V256L113 255L114 256L116 255V256L115 257L114 256L113 257L110 256V253ZM119 252H120V255H119ZM263 252H264V248H263ZM222 253L223 254L225 253V254L223 255ZM107 254H104V255H107ZM121 255H123V257ZM221 255H222V257H221ZM99 256H101V257L99 258ZM117 256H119V257H117ZM141 256L142 257H139L141 259V261H142L141 264H144L145 261H146V257H145L146 255H141ZM197 256H199V257H197ZM63 258L64 259L62 260L61 264L63 262H65L66 257H63ZM109 258H111V259H109ZM115 258H117V259H115ZM99 259L101 261L102 260L103 261L101 262V261H99ZM104 259H105V261H104ZM35 260H36L35 258L30 257L28 259V261H27V264H33L35 262ZM106 263H104V264H106ZM11 264H14V263H11Z\"/></svg>",
	"mask_w": 264,
	"mask_h": 264
}]
</instances>
